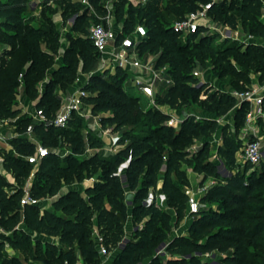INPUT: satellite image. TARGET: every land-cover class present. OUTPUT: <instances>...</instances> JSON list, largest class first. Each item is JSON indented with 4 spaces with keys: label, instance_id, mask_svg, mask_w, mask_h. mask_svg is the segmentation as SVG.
Listing matches in <instances>:
<instances>
[{
    "label": "trees",
    "instance_id": "trees-1",
    "mask_svg": "<svg viewBox=\"0 0 264 264\" xmlns=\"http://www.w3.org/2000/svg\"><path fill=\"white\" fill-rule=\"evenodd\" d=\"M27 1L29 5L30 0H0V41L3 45H9L0 54V116L9 119L18 116L19 112L14 105L18 103V88L23 85L27 94L37 101V108L52 118L60 104L59 96L55 94L57 89L72 84L79 77V68L83 73L94 72L100 61V53L93 42L79 37L78 41L71 43L66 49L62 63L55 69L61 47V31L54 21V14L61 10L64 24L76 15L72 28L75 31L83 28L82 21L90 17L89 9L79 0H46L45 9L49 12L42 10L41 19H38L33 12L26 11ZM101 1L91 0L101 14H105L106 10ZM199 1L207 0H168L164 8L162 0H150L140 6H135L128 0H116L115 16L117 20L124 22V32L120 38L134 28L137 18L144 22L148 37L140 44L139 49L149 48L153 53H158L156 65L169 67L168 72L174 82L163 92H159L156 100L173 108L200 101L204 105L208 104L217 115H224L234 108L235 97L216 90L206 99L200 100L199 93L207 84L200 87L190 85V82L194 81L193 67L196 64L205 66L207 61L211 60L215 67L222 68V73H227L231 67L225 59V53L230 51L234 52L236 57L242 56L247 61L248 69L255 68L256 72L261 73L260 79H264V45L250 43L246 48H242L237 42H230L226 47L216 46L213 44L216 35H207L191 48L189 43L179 40L177 36L181 33L167 24L170 23L167 13L171 14L175 21L180 20L196 10ZM263 7L264 0H223L214 4L210 15L216 22L232 28L240 20L250 33L264 37V22L260 19ZM33 18H36L39 24H35ZM81 30L86 31V28ZM195 34L197 33L189 36ZM79 42H82V45L75 50L74 45ZM236 74V77L241 79L249 72L239 70ZM127 78V70L123 68H118L116 73L110 74L108 78L93 74L84 86L87 94L82 97V101L84 104H91L94 113L112 112L103 118L104 124L116 125L118 128L126 125L133 127L125 133L133 145V155L125 172L128 187L126 188L121 178L116 175L118 165L122 161L119 157L96 154L83 160L78 158V155L85 151L87 144L97 147L102 143L92 132L85 137L80 120L63 128L53 124H36L35 134L51 152L36 168L31 187L35 197L59 195L63 182H71L75 177L79 181L83 180L85 168L91 169L103 164L108 167L105 171L109 176H106V182L86 189L88 198L82 196L78 189L72 188L59 195L54 202V210H42L41 205H26L22 217V187L31 175L34 165L9 154L4 165L7 171L13 174L19 187L9 192L7 188L15 187V183L10 182L0 172V222L9 231V234H0V264H23L16 257L8 258L3 252L6 240L19 247L24 243V237L26 240L32 239L30 233L17 228L20 222L30 230L56 236L62 244H67L58 246L56 242L47 240L44 248H38L34 252L35 261L42 264H77L78 251L69 246L77 239L84 263L101 264L102 257L96 239L92 236L93 222L97 220L108 250L118 249L126 236L123 218L129 215L130 208L133 221L144 223L135 231L134 238L128 239L112 264H141L145 260L148 261L147 264H164L160 256H155V249L167 238V264H211L197 254L207 252L224 255L220 259L221 264H264V246L257 237V233L264 227V195L260 191H253L252 188L254 182L259 186L264 185V161L260 165V175L256 170H252L251 163H247L236 172L228 168L231 174L223 176L217 160H205L202 150L190 154L179 146L180 143H191L192 138L203 131L213 129L216 122L212 120L201 123L187 118L180 130L174 135L170 134L174 128L165 122L171 118V114L151 106L144 108L140 98L123 85ZM46 79L48 80L44 82ZM43 82L44 88L41 90L40 85ZM248 105L246 102L242 103L243 107ZM32 122V116L22 115L14 123L18 130L24 132ZM138 128L141 130L138 131ZM12 141L21 154L35 152V146L26 137ZM163 144L169 147L165 154L160 151L164 149ZM56 145H67L71 148L69 162L57 161L58 156L52 151V147ZM237 151V146L232 142L222 147V153L230 167L236 162ZM164 155L166 169L162 191L167 196V206L175 209L174 216L169 210L156 204L147 206L144 203L148 196V186L153 182L145 180L137 191L132 189L131 185V176L140 173L144 163H149L148 172L153 173L162 164ZM184 164L203 173L205 179L213 177L217 182L201 195L202 207L192 214L194 221L187 230L188 234L172 235L170 233L173 227L180 225L189 210L188 195L180 184L186 176ZM129 194H133L130 199ZM218 199L230 200V203L222 204L218 208L203 206ZM127 200H132V206L127 204ZM253 201H261L262 204L254 206ZM107 203L113 207H109ZM254 245L257 249L253 248Z\"/></svg>",
    "mask_w": 264,
    "mask_h": 264
},
{
    "label": "rangeland",
    "instance_id": "rangeland-1",
    "mask_svg": "<svg viewBox=\"0 0 264 264\" xmlns=\"http://www.w3.org/2000/svg\"><path fill=\"white\" fill-rule=\"evenodd\" d=\"M45 2L46 0H44L41 3L42 9H40L39 12L34 13V16H36V18L38 19H41L42 10H45L46 13L49 12L47 11V9H45L46 7ZM166 3H168V0H162V8L165 7ZM52 4L54 7L56 6V4L54 3ZM25 8L27 12H32V10H30L31 8H29L28 1H27V4L25 5ZM97 13L100 16H102L101 12L98 9H97ZM167 16H168V20L170 21V23H167V24H169L170 26H173L177 20L175 21L173 16L169 13H167ZM55 17H60V14L59 13L54 14L53 18ZM36 18H33L32 20L34 21L35 24H39V22L35 20ZM75 19H76V15L73 18L69 19L63 25V27H58L59 29L61 28L60 29L61 39L65 40L66 49L71 46V43L73 44L75 41H78L77 38L79 37L83 38L84 40H88L92 43V38H91L92 26L97 23H104L102 18L95 19L93 16L90 15L89 18L82 21V26L83 28H86V31L81 30L83 28H79L73 31L72 28H73V22L75 21ZM138 20L139 19L137 18L136 22ZM62 21H63V17H62ZM115 21L119 25L120 21L117 19H115ZM118 25L116 26L118 27ZM114 26H115V23H114ZM117 27H115V29ZM218 27L220 29L221 26H218ZM232 29H234L235 31H240V37H241L240 39H236V37H232V36L226 37L224 34H221L220 32H216L215 30H213L212 33L209 34V36L216 35V39L213 44H215L216 46L226 47L227 44H229L230 42H237V45H241L242 48H246L247 45L243 43L242 39L247 34L250 33L249 30L244 28V26L242 25V21L240 20L238 21L237 25ZM204 32L205 31L202 30L199 33L192 35V36L180 35V36H177V38L184 43H189L192 48L195 43L200 42V40L203 37L207 36ZM81 45H82V42L76 43V45H74L75 50H77ZM3 46L4 45L0 41L1 51H2ZM138 54L140 55V57H142L144 60H147V61L149 60V58L155 59L157 56H159L158 53H153L152 51L149 50V48H145L143 50L139 49ZM225 59L227 60L228 63H230V67H231V70L227 73H222V68L215 67L213 64V61L211 60H208L205 66L196 64L193 67L192 73L194 75V81L190 82V85L193 87H200L202 84H207V87H205V89H203L199 93L200 100L206 99L208 95L214 93L216 90H219L221 92L227 93L228 95L234 96L233 95L234 92L245 91L251 88L253 85H259L264 91V79H260L261 73L256 72L255 68L248 69L249 67L247 65V61L244 60L242 56L236 57L234 52L229 51L225 53ZM117 70L118 68L114 69L112 68V66L105 68L104 63L99 61L97 69L94 72L89 73V74H101L102 76L108 78L110 74H115ZM126 70H127V76L130 77V74L132 72L129 70L131 69H126ZM239 70L248 71L249 74H247L246 77H242L241 79H238L236 77L237 76L236 72ZM84 74L88 78L89 74L87 73H84ZM82 75L83 73L81 69L79 68V77L72 84H69L64 88L57 89V92L55 94L59 96L60 104H59V107L56 113L53 115V117L61 110L62 106L67 102V100L71 99L69 97L75 94L78 95L80 89H85L84 85L88 83V79L85 78L83 81H80L79 78L81 79ZM47 80L48 79H46L44 82H46ZM80 84L82 86H80ZM75 85L76 87L74 89V92H72L71 87H74ZM123 85L128 86L127 81L125 83L123 82ZM157 85L160 86L162 92L167 88L162 82H157ZM42 88H44V84L42 85ZM129 90L133 95L140 98V101L144 108H148V106H151L150 99L146 98V96L143 95L139 91L137 86L130 85ZM189 92L192 95L194 94L191 91ZM235 99H236V104L234 108L230 112L224 115H217V113H215L214 111L211 110V108H209L208 104L204 105L200 101H192L191 104H185L184 106L173 108L169 106L167 103L156 100L157 104L152 105L151 107H155V108L163 110L164 112H168L171 114V117L181 116L183 117L184 120L189 118V119L201 122V123L214 120L216 122V125L213 129L203 131L200 135L192 138L191 143H184V144L180 143L179 146L182 147L184 150L190 152V154H195V153H198L200 150H202V153L204 154L203 155L204 159L210 160V161L216 160L215 153L217 152L219 156L221 157V160L223 159L222 164L219 168H222L223 172H226L228 168H230L233 172H236L238 169L244 168V164H245L244 161L243 162L241 160L238 161L237 156L240 159V153L243 152L245 143L251 136L250 127L248 126V122H247V114L249 111L252 110V107L250 105L243 107L242 104L240 103V99L236 97ZM81 105L82 107L74 111L73 116L68 126L74 125L80 120L79 121L80 127L85 137H87L89 132H92L98 138L101 139L102 143L101 145L97 147H91L89 144H87L85 151L79 154L78 158L80 160H83L84 158H90L91 156H94L96 154H99L101 156H106V157H119L122 161L118 165L116 175L120 178V173L127 171V168L129 166V163L133 155L132 142L125 136V133L128 130H132L133 127L131 125H126L122 128H118L116 125L104 124L103 118L111 115L112 114L111 111L94 113L92 110L91 104H84V102L82 101ZM15 106L16 104L14 105V107ZM16 110H18L19 112L18 113L19 116H17V119L22 115L32 116L31 112L30 113L24 112V108H16ZM184 111H186L189 114L186 118L183 115ZM218 119H220V121ZM255 122H257L258 124V133L264 144V116L257 117L255 119ZM165 124L174 128L173 133H170L173 135L175 134V132L180 130L182 126V125L181 126L171 125L169 123V120L166 121ZM4 127H5L4 133H7L8 136H14V138L8 141L7 143L5 141H0V157L6 160V157L9 154H13V155L16 154L10 151L11 147H15L17 152H19L12 140L15 139V136L23 135L24 132L18 130V127L13 126L12 124H7ZM137 130L139 131L141 130V128H138ZM206 142H207V145H206ZM228 142L234 143L238 148V151H237L238 155H236V162L233 167H230L227 159L224 158V155L222 153V147L226 145ZM163 145H164V149H160V151H162L165 154L167 152L166 150L169 147L167 144H163ZM7 148H9V152L7 151ZM52 151H54L57 154L58 162H61V163L69 162L68 156H70L71 154V148L69 146L56 145L52 147ZM30 154L25 153L24 156H28ZM22 159H24V157ZM107 168L108 167H106V165H103V164L95 166L91 169L85 168L83 180L79 181L75 177L74 180L71 182H63L59 195H62L68 192L72 188H76L79 190L82 196H84L85 198H88V193L86 192L87 188L94 187L98 183L102 184L106 182L107 180L106 176H109L108 172L105 171V169ZM183 168L186 172L185 179L180 181V184L183 190L186 191L188 189H194L198 185H201L202 187L208 186L209 184L213 185L212 183H210L213 180L211 177H209L208 179H205L204 174L198 171H195L192 166L188 164H184ZM260 168L261 166H257L256 168L253 167L252 170H256L257 174L260 175L261 174ZM165 169H166V156L165 155L163 157L162 164L153 173L148 172L149 163L148 162L144 163V165L141 166L140 173L133 174L131 176L132 189L137 191L142 186L145 180H147L148 182H153L152 185L148 186V196H147L148 199L147 200H154L156 205L161 206L160 194L163 192L162 185H163ZM252 170L249 173H251ZM6 173H7V179L9 181L11 180L12 182L14 180L13 178L14 176L11 177V173L9 171H7ZM107 184H109V181H107ZM16 187L18 188L19 185H17L15 181V187H8L7 189L9 192H12ZM109 187L112 188L111 185ZM252 188H253V191L255 192L260 191L264 195V185L259 186L257 185V182H254ZM59 195L57 196L46 195L42 197L44 201L41 204V208L48 206L49 200H56L59 197ZM228 203H230V200L223 201L221 199H218V200H211L210 202L204 204L203 206L208 207V208L211 206L214 208H218L222 204L224 205ZM165 204L166 202H164V205L161 208L170 211V208L168 209V207ZM253 204L254 206H259L262 203L261 201H253ZM107 205L109 207H113V205H111L110 203H107ZM50 209L54 210V207L52 206L50 207ZM132 213H133L132 208H130L129 215L123 218V221L125 223V230H126L125 237L128 236V238L130 239L134 238L135 231L138 228H141L144 223V221L139 222V223L134 222ZM255 214H257V212H255ZM186 216L181 221L179 226L173 227L170 234L172 235H187L188 234L187 230L189 227H187L188 223L185 222V219L187 218ZM190 218L192 219L194 217H190ZM129 220H132V222H130ZM183 221L184 223H182ZM94 225H95V221L92 224V228H93L92 236L93 237H95L96 235L94 232ZM17 228H20V230L23 229L24 232L26 231L30 233L32 235V239L26 240L24 237L23 239L24 243L19 247L14 246L12 243L6 240L3 252L5 256H7L8 258L16 257L23 264H42L41 262L35 261V259H33V254L34 252L38 250V248H44L46 246L47 240H52L56 242L58 246H63V245L67 246V244H62L59 241L58 237L53 236V235L51 236L47 233H41L37 230H30L22 222L18 223ZM257 237L259 238V242L264 246V227L262 230H260L257 233ZM37 240L39 242H37ZM167 242H168V238L165 241L161 242L158 245V247L155 249V256H160L164 264H167V260L169 257L167 258L165 254H161L160 250L164 249V246ZM69 246L74 247V249L78 251L79 260L77 264H81L82 263L81 261L82 260L84 261V259L81 256L80 251H79L78 240L74 239ZM253 248L257 249V246L254 245ZM120 250L121 248L112 250L110 252L109 257L106 258V264H112V262L115 260ZM222 256L224 255L216 253V257L214 259L217 262H219V264H221L220 259ZM102 261H103V258H101V262ZM143 263L147 264L148 261L145 260Z\"/></svg>",
    "mask_w": 264,
    "mask_h": 264
},
{
    "label": "built area",
    "instance_id": "built-area-1",
    "mask_svg": "<svg viewBox=\"0 0 264 264\" xmlns=\"http://www.w3.org/2000/svg\"><path fill=\"white\" fill-rule=\"evenodd\" d=\"M44 0H30L29 6L31 10L36 11L41 8V3ZM84 3L88 9L89 13L96 18H102L104 23H97L91 28V38L92 42L100 53V62L104 63V67H111L114 69L124 68V69H133L138 71V75L134 76L135 86L138 87L139 91L146 96V98L150 99V105L157 104L156 97L159 92H162L160 88H158L157 82H162L166 87L173 84V77L168 72V65H164L158 67L156 65L157 59L154 60H143L138 54V50L140 44L148 37V29L144 22L137 21L134 28L127 34H125L122 38L120 35L124 32V26L117 31L114 27L115 23V1L116 0H102V5L104 7L105 14L100 16L97 13V7L91 0H79ZM129 3L140 6L147 4L150 0H128ZM223 0H207V1H199L198 7L196 10L189 12L185 17L180 20H177L173 28L175 31L181 33V35L189 36L194 33H199L204 30L206 35L212 33L213 30L216 32H220L224 34L226 37L232 36L236 37V39H240V31H235L232 27L225 25L223 23L216 22L213 17L210 15V12L215 3H219ZM260 19L264 22V7L263 13L260 16ZM218 26H221L220 29ZM243 43L249 45L250 43H260L264 45V37L255 36L253 33L247 34L243 39ZM198 73V72H197ZM87 92L84 89H80L79 94L72 95L71 99L67 100V102L62 106L61 110L52 118L47 116L44 111L40 108H36L33 117V122L27 127L26 131H24L23 135L15 136L18 137H26V139L35 146V152L24 156L20 152H17L15 147H11L10 151L14 152V156L23 158L28 162L34 165V168L31 172V175L26 180L25 184L22 187L23 195L20 202V212L22 217L24 216V207L26 205H41L44 201L42 198L35 197L32 194L31 187L33 177L35 175L36 168L40 165L43 158L47 156L51 150L43 144V142L37 137L34 132V126L38 123L45 124H53L56 127H67L75 110L82 107V97L86 95ZM234 97L240 99V103L243 102L248 103L252 110L247 114V122L250 127L251 136L246 141L244 150L240 153V159L242 162L251 163L253 167L260 166L264 161V144L258 133V124L255 122L257 117L264 116V91L259 85H253L251 88L241 92H234ZM16 118L9 119L0 116V141H5L6 143L14 138V136H8L7 133H4V126L7 124H12L15 122ZM220 121V119H218ZM184 122L183 117L181 116H172L169 119V123L171 125H182ZM9 152V148H7ZM13 155V154H12ZM26 157V158H25ZM215 158L219 162V167L222 164L221 157L216 152ZM5 159L0 157V172L7 177V169L4 165ZM219 171L223 176H229L231 174L230 171L223 172L222 168H219ZM11 173V172H10ZM13 174L11 173V177ZM14 178V177H13ZM120 178L124 184V186L128 187V178L125 172L120 173ZM11 182V180H10ZM15 183V178L12 181ZM211 185L202 187L198 185L194 189L186 190L188 195V204L189 210L188 215L192 216V214L198 212L202 205L200 203V197L203 195L206 190ZM14 191V190H13ZM12 191V192H13ZM145 200V204L150 206L152 204H156L154 200ZM167 196L164 192L160 194L161 204L166 202ZM129 206H132V200L126 201ZM46 208V207H44ZM42 207V210H44ZM95 239L97 246L99 248V253L103 258L101 264H106V258L109 256L110 252L105 245L104 237L101 234L99 228L94 229ZM7 234L9 231L1 224L0 222V234ZM128 237L119 244V247L122 248L128 241ZM167 243L164 246L163 250H160L161 254H165L166 257H169V254L166 251ZM199 256L203 258L204 261L210 262L211 264H216L217 261L214 259L216 257L215 252H207V253H197ZM60 264H67L66 262H62ZM146 264V263H142Z\"/></svg>",
    "mask_w": 264,
    "mask_h": 264
},
{
    "label": "crops",
    "instance_id": "crops-1",
    "mask_svg": "<svg viewBox=\"0 0 264 264\" xmlns=\"http://www.w3.org/2000/svg\"><path fill=\"white\" fill-rule=\"evenodd\" d=\"M40 9H42V7L41 8H39V9H37L36 11H33L32 10V12H33V14L34 13H36V12H39V10ZM59 14H60V17H55L54 18V21H55V23L57 24V26L58 27H63V25H64V23H63V21H62V11L60 10L59 12H58ZM116 25H118L117 24V22L115 21V26L114 27H117ZM124 26V22L123 21H120L119 22V25H118V27L116 28L117 29V31H119L122 27ZM61 29V28H60ZM61 49H60V52H59V56H58V58H57V63L55 64L56 66H55V69H58L59 68V66H60V64L62 63V61H63V56H64V53H65V51H66V45H65V40L64 39H61ZM9 47V45H7V44H5L4 46H3V48H2V51L0 50V53L2 54V52L6 49V48H8ZM142 58V57H141ZM158 58V56L156 57V59ZM143 59V58H142ZM144 60V59H143ZM149 60H154L153 58H149ZM145 61H147V60H145ZM129 69V68H128ZM131 69V68H130ZM129 71H131L132 73L130 74V77H128L127 78V88L129 89V86L130 85H135V82H134V79H133V77L134 76H137L139 73H138V71L137 70H133V69H131V70H129ZM83 73V72H82ZM90 75L91 74H89V76H88V78L85 76V74L83 73V75L81 76V79L79 78V80L80 81H83L85 78H87L88 79V82H89V80H90ZM85 76V77H84ZM87 81V80H86ZM44 83H42L41 85H40V89L41 90H43V88H42V85H43ZM86 85V84H85ZM84 85V86H85ZM80 86H82L81 84H80ZM75 87H76V85L74 86V87H71V91L72 92H74V89H75ZM158 88H160V86H158ZM161 89V88H160ZM17 100H18V103L16 104V106L14 107L15 109L16 108H24V112H31V114L33 115L34 114V112H35V109L37 108V106H36V104H37V101L36 100H34V99H32L28 94H27V92H26V90H25V87L23 86V85H20L19 86V88H18V93H17ZM34 111V112H33ZM19 116V115H18ZM12 125L13 126H16L17 127V125L14 123V122H12ZM19 138V137H18ZM238 153V152H237ZM236 153V155H238ZM237 159H238V161H240L239 160V157L237 156ZM244 166H245V164H244ZM213 180H212V182H210V183H212V184H214V183H216L217 182V180H215V178H213V177H211ZM210 185V184H209ZM46 201V200H45ZM48 201V200H47ZM54 202H55V200H49V204H48V206H46V208H48V209H50V207H52V206H54ZM164 204H161V206L160 205H158V206H160V207H162ZM166 206H167V204H165ZM168 207V209L170 208V212L173 214V216L175 215V209L174 208H171V207H169V206H167ZM187 218L185 219V222H187L188 223V225H187V227H190L191 225H192V223H193V221H194V218H190V217H193V216H190V215H188V213H187V216H186ZM130 222H132V220H129ZM128 221V222H129ZM182 223H184V221L182 222ZM183 225V224H182ZM96 228H99L98 227V224H97V220L95 219V225H94V229H96ZM127 229V228H126ZM184 233H185V231H184ZM128 237V236H127ZM110 255V254H109ZM109 257V256H108ZM82 263L81 264H84V261L82 260L81 261Z\"/></svg>",
    "mask_w": 264,
    "mask_h": 264
},
{
    "label": "water",
    "instance_id": "water-1",
    "mask_svg": "<svg viewBox=\"0 0 264 264\" xmlns=\"http://www.w3.org/2000/svg\"><path fill=\"white\" fill-rule=\"evenodd\" d=\"M93 74L90 75V77L92 76ZM183 115L185 116V118L188 116V113L186 111L183 112ZM133 197V194H129L128 195V198H132Z\"/></svg>",
    "mask_w": 264,
    "mask_h": 264
}]
</instances>
